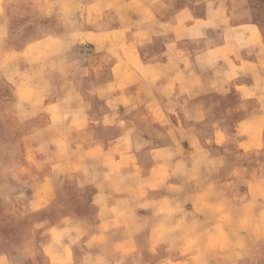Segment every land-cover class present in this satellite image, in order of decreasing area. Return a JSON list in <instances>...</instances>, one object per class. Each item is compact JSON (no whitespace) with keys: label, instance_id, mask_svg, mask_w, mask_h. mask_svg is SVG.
Masks as SVG:
<instances>
[{"label":"crops","instance_id":"crops-1","mask_svg":"<svg viewBox=\"0 0 264 264\" xmlns=\"http://www.w3.org/2000/svg\"><path fill=\"white\" fill-rule=\"evenodd\" d=\"M223 7L228 11L221 10L219 0H215V2L214 0H173L170 8L162 16L156 17L154 12L146 11L144 19L151 24L159 21L163 31L168 34L166 36H153L152 43L136 49L135 55L132 54V51L126 50L125 47L117 51L112 46H109L105 53H96L94 47L90 48L91 54L87 58L78 51L81 56L74 55V58L78 59L80 63L71 77L74 90L67 95L60 88L61 73L57 69V58L59 56H46L41 58L40 63L37 64L36 62L28 67L30 73L31 71L40 70L44 74V84L42 81L40 85H28L30 90L42 98L40 104H22V108L19 109L18 91L14 87L15 85H8L16 96L11 103L13 113L6 120H10L19 126L22 124V128H19L18 132L20 137L18 153L21 154V160L15 165L14 169L19 172V176H21V170L29 171V173L26 172L25 178L28 182H32V187H34L24 206L29 209L32 201L36 206L41 200H49L53 193L59 194L62 189L64 195L67 193L68 187H71L78 194L76 199L78 203L82 207L85 204L92 210V215L91 213L84 214L82 207L80 208L82 217L77 221V225L74 226L75 229L72 231L75 234L79 233L81 238V252H78L80 257L77 256V262H74V264H79L84 255L106 259L110 264L113 260L119 259L123 261V264H133V253L131 252L133 249L154 251L148 253L147 258H143L144 262L141 264H162L166 259H170L169 261L172 264H192L191 257L181 258L180 253L175 252V250L190 248L192 251H199L204 245L200 243L190 245L187 241L177 238V235L183 231L175 225L178 217L175 215L171 218L172 224L166 226L143 224L141 227L134 228L128 224L127 217L133 218L134 216L133 195L132 189L127 186V180L122 174L126 173L129 166H131L132 174L134 175L135 171L138 170L140 176L138 180L147 183L151 178V171L155 168L160 169L161 166L156 165L154 161L144 164L140 162L139 156L149 154L154 148L164 147L169 141L157 139L156 143L158 144L152 146V143H154L152 138H156L155 131L163 133L164 129L158 124H153L149 129V131L154 130L151 135H149V132L144 131L145 124L141 122L140 118L146 115L149 110L141 106L128 112L124 108L130 103L128 96L124 94L126 82L131 87L128 91L130 93L135 92V85L130 83V75L126 73L119 79V82L111 83V71L114 79H116L121 68L119 67L118 57L121 60V56H124L145 79L156 80L159 77V67L153 65L151 62L153 58H158L160 63H175L182 59L183 50H185L188 53H201V62L204 61L202 64L208 70L202 78L211 79L213 71H219V79L229 80L228 76L236 73L232 77V79H236L234 83L250 89L249 87L253 85V76L251 75L255 69L254 67L251 68V65H256V57L254 58L251 53H247L249 48H252L250 45H241L247 37L246 35L234 33L228 36L218 26L217 20L220 17L224 18V23L228 24L229 27L245 26L242 23L227 19L231 11L230 3H224ZM132 19H137L135 13H132ZM250 23L254 26L261 25V22L255 19L250 20ZM174 39H180L177 44L178 49L171 55L163 56L164 52H168L166 44ZM237 47L239 48V60L234 54ZM105 55H110L112 62L103 67L102 71L97 74L93 69L100 64ZM208 60H211V63H207ZM246 66L249 69L248 71H245ZM67 76L68 73L64 72L63 77L66 78ZM83 100L89 106L85 105ZM76 105L81 106L83 118L74 119L73 124L84 130L83 134L74 130L71 133V139L78 140V137H82V135L89 136L93 145H100L102 148H87V146H84L83 156L79 158V163L71 164L66 169L59 158L55 163L56 153L62 152L64 149L65 139L61 131L68 121L69 113L72 108L77 107ZM112 112H116L118 119L126 124L135 125L136 133L132 136L129 131L120 136L119 129L108 126L112 123L108 119ZM149 114L154 122L158 123L162 120L158 109L151 111ZM172 123H176L175 119L172 120ZM120 127H123V124ZM141 143L145 146L141 147L139 145ZM11 153L15 154V151L12 150ZM157 154L161 155L159 152ZM135 159L137 160L136 163H134ZM85 160L98 162L100 167L96 169L97 183L103 180L104 172L105 182L111 188V190H105V197L100 196L94 200L98 194L96 187L93 184L81 185L78 183V179L82 180L83 178L79 177L78 174H74V172L82 170L86 166L84 164ZM37 164L40 165L39 169L36 167ZM118 165L119 167H117ZM89 171L91 173V169ZM51 173L53 176L59 175L53 183L49 179ZM31 177H35V179H31ZM177 182L179 180L171 178L168 188H171V184ZM35 189H37V194L34 192ZM86 189H91L90 199H87L88 194L84 191ZM83 192L85 196L82 194ZM165 195V193L160 195L156 191H147V195L139 201L143 206L141 210L148 206V208H154V205H162L165 202L170 207L175 208L168 202ZM192 198L193 201L196 199L206 200L203 194H196ZM146 203L147 205H144ZM153 210L141 211L140 216L137 218H142V221L148 222L145 219L154 217ZM122 219L123 222H121ZM191 228L182 227L184 232L189 234H192V231H189ZM65 229V227L61 229L62 232H65ZM194 233H198V231H194ZM164 234H167V236L165 237ZM159 235H162V237ZM101 241H104V243H101ZM28 243L29 241L19 243V248H23ZM47 244L43 251L41 248L40 251L44 253V250L50 246L49 243ZM67 245L65 241H62V247L58 250L59 255L63 253V247ZM34 249H37L35 245ZM46 260L48 264H53L50 256H46ZM30 263L31 258L25 261V264ZM210 264L214 263L210 262Z\"/></svg>","mask_w":264,"mask_h":264},{"label":"clouds","instance_id":"clouds-1","mask_svg":"<svg viewBox=\"0 0 264 264\" xmlns=\"http://www.w3.org/2000/svg\"><path fill=\"white\" fill-rule=\"evenodd\" d=\"M17 2L18 0H0V51H5L4 43L8 38V32L6 30L8 23L7 14L9 11H15ZM248 2L249 0H219L222 11H228L223 5L224 3H230L231 11L227 17L229 21H235L245 25L235 28L229 27L228 24L224 23V18L220 17L217 20V24L222 28L225 35L230 36L234 33L243 32L247 36L250 32L253 41H255L257 35L260 37L258 28L250 23L251 18L249 12L244 9V6ZM172 3L173 0H40L38 5L39 8L49 10L47 13L36 11L37 5L32 3L33 9L40 19L54 17L58 27L62 29L59 37L62 39L63 43L61 55L57 58V69L61 73L60 88L64 91L65 95L74 90L71 77L78 69L80 63L78 59L74 58L73 50L77 46L88 44V28H91L92 31L99 36L105 34L111 36L115 34L118 37H122V40L119 42L124 44L126 50L132 51V54L135 55L136 49L143 48L146 44L152 43L153 36H166L168 34L163 31L161 23H159L158 20L155 24L146 21L144 19V13L150 10L156 14V17L162 16L170 8ZM132 13L137 15V19H132ZM114 25H118L119 27L113 28ZM109 29H114V33ZM145 33L147 34L146 36L144 35ZM179 42L180 39H174L166 44L168 52H164L162 55H171L175 52L178 49L177 44ZM233 47H235V45H233ZM259 47L261 50V60L253 71L256 83L248 90L251 93V98L244 94L243 85L234 83L236 79H219V71H213L211 79L202 78L203 74L208 70L201 62V53H188L183 50L182 59L169 64L160 63L158 62V58L154 57L153 61L155 62H151L154 66L159 67V77L156 80L145 79L124 56H121V68L116 79H114L111 71V83L119 82V79L126 73L130 75V83L135 85V92L130 93L128 91L131 87H129L128 82H126L124 94L128 96L130 103L124 108L128 112L136 110L141 106L149 110L146 112V115L140 118L141 122L145 124L144 131L149 132V135H151L152 131H149V129L153 124H158L164 129L163 133L155 131V137L158 140H167L169 143L164 147L154 148L149 152V156L156 165L167 169L169 179L177 178L180 181L179 183L171 184V189L168 188V183L166 182L163 190L168 202L175 206L177 210L180 209L181 204L187 202L192 196L186 194L188 185L203 184L208 176L225 166L226 158L229 153L225 150L223 154L217 152L214 155L211 150V145L214 144L217 148H223L225 145L237 143L238 136L236 132L234 131L232 134H229L227 128L221 127L224 123V119L232 117L237 113H247L239 117V122L235 124L234 130L240 122L245 120L249 121L253 125L251 135L254 138L260 136L262 146H264V136L260 135L264 134V42H262L261 37ZM94 50L96 53H105L107 51V44H105L104 48L97 46ZM234 54L237 60H239L238 47ZM110 62H112L111 56L105 55L100 61V64L97 65L93 71L99 74L102 68L109 65ZM181 65L183 66L182 68ZM64 72L68 73L66 78L63 77ZM230 90L238 95L239 104L234 109L226 110L224 118L216 120L215 122H210L211 137L204 138L202 142L201 134L197 132L195 126L205 121L210 109H205L201 97L210 93H216L221 97H227ZM249 101H255V106L251 112H248ZM83 102L85 105H88L84 100ZM76 106L75 109L72 108V111L69 113L68 121L61 131L65 139L64 149L62 152L56 153L55 163H57V159L59 158L66 169H68L71 164L79 163V158L83 156L84 146H87V148L101 147L100 145H93L89 136L82 135V137H78V140L71 139V133L74 130L81 134H83L84 130L77 128L73 124L74 119L83 118L81 106ZM157 109L159 115L162 116V120L158 123L154 122L149 114L151 111ZM108 119L112 121L111 125L108 126L119 129L121 132L120 136L129 131L132 136L136 133L135 125L130 126L119 120L116 112H112V115L110 117L108 116ZM173 119L176 121L175 124L172 123ZM121 124H123V127H120ZM216 132L224 136V140L220 142L219 147L217 146L218 140L215 136ZM184 142H187L189 145L190 150L187 152H185V149L182 147ZM139 145H141V147L145 146L142 143ZM157 152L161 153V155L157 156ZM250 155L251 153L235 157L236 163L233 165L224 183L209 184L213 185V190L218 197V202L226 206L230 205L234 213L243 210L251 214L253 208L258 207L260 209L261 218H264V203L257 205L255 200L246 202L238 195L239 188L249 183L247 179V169L240 167L239 164L240 161H247ZM84 164L86 166L83 167L82 170L74 172V174H78L79 177L83 178L82 180L78 179V183L81 185L93 184L96 187L98 194L95 196L94 200L100 196L105 197V190H111V188L110 185L105 182L104 172L103 180L97 183L96 169L100 167L98 162L85 160ZM36 167L39 169L40 165L37 164ZM90 169L91 173L89 171ZM259 171L261 177L264 178V164L260 165ZM18 174L19 172L9 173L11 178L16 180L19 184L21 181ZM122 175L127 180V186H129L133 192L142 191L145 187L142 181L137 180L133 176L131 166H129L127 172ZM57 176H53L51 173L49 179L52 180V183ZM2 177L3 173H0V179H2ZM31 179L34 180L35 177H31ZM252 181H255V173H252ZM209 184H207L203 190L206 189ZM137 185H139V187H137ZM261 187L264 188V179L261 181ZM3 189L4 185L0 183V194L3 193ZM228 193H231V199L226 198ZM16 199L23 200V192H21ZM52 199L53 196L46 205H41L39 208H37L34 201H32L29 205V210L32 212L41 211L49 205ZM129 202L131 203L132 201L130 200ZM64 220L65 219L61 220L59 224L53 228L62 229L64 227ZM36 227H43V225L38 224ZM50 230L47 233L48 236ZM65 239L68 241V245L63 248V253L61 255H63L65 251L69 252L70 258L66 260V264H74L70 249L73 245L78 244L81 239L80 234L66 235ZM46 246H41L42 251ZM211 254L213 258L217 259L218 264H245V260L249 255V249L239 251L238 247H229L223 254ZM35 255L36 252L33 241H29L23 248H14L6 246L3 237L0 236V264H25L27 259ZM79 264H110V262L106 259L84 255L79 261ZM111 264H123V261L120 259L113 260ZM162 264H172V262L163 261ZM203 264H208L207 259Z\"/></svg>","mask_w":264,"mask_h":264},{"label":"rangeland","instance_id":"rangeland-1","mask_svg":"<svg viewBox=\"0 0 264 264\" xmlns=\"http://www.w3.org/2000/svg\"><path fill=\"white\" fill-rule=\"evenodd\" d=\"M32 3L37 5L35 10L38 12L43 11L47 13L49 11L39 8L40 0H18L15 5V11H9L7 14L8 23L6 30L8 38L4 43L5 51H0V173H3L0 183L4 185L3 193L0 194V236L3 237L6 246L14 248H19V243L33 241L37 249H35L36 255L31 258L30 264H48L46 256L51 257L53 264H66V260L70 258V253L66 251L61 256L58 250L62 247V241L68 244V241L65 239L66 235H75L72 231H74L77 221L82 217L80 209L82 205L76 200L77 192L68 187L67 193L63 195L64 190L62 189L59 194L53 193L49 197L51 199L53 196V199L45 209L32 212L24 206L26 199L30 197L31 191L34 189L32 182H28L25 178L26 172L29 173V171L20 169L21 176L19 179L21 183L19 184L9 175L10 172H16L14 167L21 160V154L20 152L18 153L20 147L18 132L19 128H22V124L19 126L10 120H6L13 113L11 103L12 99L16 96L15 92L8 85H15L14 87L18 91L19 109L22 108V104H40L42 98L30 90L28 85H40L42 81L44 84V74L40 70L31 71L30 73L28 67L32 64L34 65L36 62L37 64L40 63L41 58L46 56H60L63 43L59 37L62 29L58 27L55 18L40 19L34 11ZM244 9L249 12L250 20L255 19L261 22V25H256V27L259 30L262 42H264V0H249ZM117 27L118 25L113 26V28ZM87 30H89L87 34L88 44L77 46L73 50L74 55H77V57L84 55L87 58L91 54L90 48L97 46L104 48L105 44H107V49L109 46L114 47L117 51H120L119 49L122 48L124 49L123 43L119 42V39L122 37H118L115 34L111 36L107 34L99 36L91 28ZM109 30L113 31V33L115 31L114 29ZM240 34L245 36L243 32ZM260 37L257 35L255 41H253L249 32L243 44H241L252 47L249 48L247 53L249 52L254 58L256 57V65L261 60ZM78 51H80L81 55L78 54ZM118 63L119 67H121L119 57ZM256 65H251V68H255ZM248 70L246 67L245 71ZM235 75L236 73L229 75L228 79L231 80ZM251 76H253L254 85L256 83L255 76L254 74ZM253 85L249 88H252ZM248 90L246 86H243L244 94L251 98V93ZM201 99L204 102L205 109H210L205 121L195 126L197 132L201 134V141L203 142L204 138L211 137L210 122L224 118L226 110L237 107L239 98L234 91L230 90L227 97L210 93L201 97ZM254 106L255 101H249L248 112H251ZM246 114L237 113L232 117L224 119L221 127L227 128L229 134L235 131L238 136L237 143L225 145L223 148H217L214 144L211 145L214 155L217 152L223 154L225 150L229 153L226 158V164L208 176L203 184L188 185L186 194L192 196L187 202L180 205L179 210L176 207H170L167 202L157 206L153 204L154 208H148L149 206L144 208V210L154 209L153 218L145 219L148 222L142 221V218H137L140 216L141 211H144L141 210L143 206L139 201L147 195V191H156L161 195L164 194L163 190L166 182L169 186L171 178L169 179L167 169L164 167L160 169L155 168L151 171L150 180L144 183L145 187L143 190L138 192L132 191L134 216L133 218L127 217L128 224L134 228L141 227L143 224L148 226L158 225L159 227L166 226L172 224L171 218L175 215L178 216L175 225L183 231L177 235V238L187 241L190 245H197V243L204 244L199 251H192L190 248L175 250V252L180 253L181 258L191 257L190 261L192 264H203L206 259L208 264L210 262L218 264L217 259L213 258L211 253L223 254L229 247H238L239 251L249 249V255L245 260V264H264V218L260 216V209L254 207L251 214L243 210L234 213L230 205L226 206L218 202L213 185L209 184L224 183L233 165L236 163L235 157L251 153L247 161H240L239 164L240 167L247 169L249 183L239 188L238 195L246 202L255 200L257 205L264 203V188L261 187V181L264 178L261 177L259 171L260 165L264 164V146H262V140L260 136L254 138L251 135L253 125L247 120L240 122L234 130L235 124L239 122V117ZM260 135L264 136V134ZM215 136L217 137V146L219 147L220 142L224 140V136L219 132H216ZM152 139L154 141L152 146L158 144L156 143V138ZM182 147L185 149V152L190 150L187 142H184ZM12 150L15 151V154L11 153ZM156 155L160 156L157 153ZM139 158L140 162L144 164L153 161L149 154L140 155ZM136 162L137 160L135 159L134 163ZM11 163L13 164L11 165ZM137 171H135L133 176L138 180L140 176ZM252 173H255L254 182L252 181ZM175 180L178 179L175 178ZM207 184L209 186L203 190ZM84 191L88 194V199L91 189ZM21 192L24 194V199L17 200L16 197ZM34 192L37 194V189ZM82 194L84 195V192ZM196 194H203L206 200L196 199L193 201L192 197ZM226 198L231 199V193H228ZM48 201L47 199L41 200L36 204V207L39 208L41 205H46ZM144 205H147V203ZM82 212L84 214L91 213L92 215V210L85 204L82 207ZM63 219H65V232L54 228L48 236V230L58 225ZM123 221L122 219L121 222ZM38 224L43 225V227L37 228L36 225ZM182 227H192L189 229V231H192V234L184 232L186 228L182 229ZM194 231H198V233H194ZM159 236L162 237V235ZM164 236L166 237L167 234H164ZM47 243L50 246L43 253L40 251V248L42 245L46 246ZM101 243H104V241H101ZM70 251L73 262H77L78 252H81L80 241L78 244L73 245ZM131 252L133 253L134 260L132 263L141 264L144 262L143 258L146 259L148 253H153L154 251L148 252L133 249ZM169 260L166 259L165 261Z\"/></svg>","mask_w":264,"mask_h":264},{"label":"snow or ice","instance_id":"snow-or-ice-1","mask_svg":"<svg viewBox=\"0 0 264 264\" xmlns=\"http://www.w3.org/2000/svg\"><path fill=\"white\" fill-rule=\"evenodd\" d=\"M202 62H204V61H202ZM207 63H211V60H208V61H206ZM247 67V66H246ZM242 71L244 70V69H241Z\"/></svg>","mask_w":264,"mask_h":264}]
</instances>
